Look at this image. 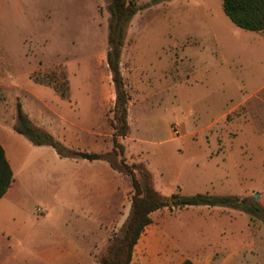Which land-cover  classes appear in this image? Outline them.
I'll use <instances>...</instances> for the list:
<instances>
[{
	"label": "rangeland",
	"instance_id": "rangeland-1",
	"mask_svg": "<svg viewBox=\"0 0 264 264\" xmlns=\"http://www.w3.org/2000/svg\"><path fill=\"white\" fill-rule=\"evenodd\" d=\"M134 1L148 6L131 20L122 50L130 133L118 140V161L142 164L162 195L253 198L262 210L260 217L223 207L163 210L153 216L162 243L136 262L179 264L214 253L230 264H264V32L235 26L222 0ZM107 6L0 0V143L14 173L0 207V264H69L52 255L44 262L39 252L79 230L90 245L78 264H99L128 218L131 179L79 157L114 150ZM39 72H64L70 99L34 83ZM18 102L71 158L14 131ZM106 201L108 220L103 213L79 228L80 208Z\"/></svg>",
	"mask_w": 264,
	"mask_h": 264
},
{
	"label": "trees",
	"instance_id": "trees-1",
	"mask_svg": "<svg viewBox=\"0 0 264 264\" xmlns=\"http://www.w3.org/2000/svg\"><path fill=\"white\" fill-rule=\"evenodd\" d=\"M158 0H155L156 2ZM148 5H140L134 0H108V51L106 62L115 89V101L110 125L113 130L114 150L105 154H90V161H104L110 167L131 179L133 194L128 218L121 233L108 243L99 264H131L134 248L145 229L152 224L151 215L162 209L176 210L190 207H223L260 217L262 210L253 198L237 196H211L204 194L183 195L179 189L170 196L160 194L153 186L149 171L142 164L128 165L124 158V148L118 142L130 133L128 109L130 97L126 90L121 56L128 26L133 17ZM225 15L240 29L264 32V0H222ZM36 84L52 88L63 100L70 99V88L64 72L37 73L32 75ZM14 131L24 136L34 146H49L61 158H71L72 152L51 134L34 127L25 115L20 102L16 105ZM14 183V173L7 159L5 149L0 144V200ZM182 264H195L185 259Z\"/></svg>",
	"mask_w": 264,
	"mask_h": 264
},
{
	"label": "crops",
	"instance_id": "crops-1",
	"mask_svg": "<svg viewBox=\"0 0 264 264\" xmlns=\"http://www.w3.org/2000/svg\"><path fill=\"white\" fill-rule=\"evenodd\" d=\"M15 124H16V116L14 119V126H15ZM0 141H1V138H0ZM7 159H8V157H7ZM60 159H62V158L60 157ZM63 159H68V158H63ZM8 161H9V159H8ZM74 161H76V163H77L78 160H74ZM81 162L84 163L83 161H81ZM92 162H95V161H92ZM82 165H84V164H82ZM150 175H151V173H150ZM11 188H12V186H11ZM11 188L7 192V194H6L7 196L5 195L6 199L9 198L10 193H12ZM110 195L111 194L107 191V193L104 194V198H109ZM2 199L0 200V202H1L0 207L2 206V202H3ZM190 208H201V207H190ZM96 209L97 210H95V206H93L92 204H91V206L87 205V206H83L82 208H80V210L78 211L80 214L78 218H80L82 220H81V223H78L79 228H82L83 223H87L88 221L93 222L96 217L103 215V213H105V217L102 216V220L103 219L108 220V218H109L108 213L111 210L109 201H106V203L103 205L96 206ZM183 209H189V208H183ZM163 210H169V209H162V210H159L157 212H154L151 215L152 224L148 227L154 226L155 229H154V231H151L149 233V235L144 237V233L146 232V229L148 227L145 229L143 235L141 236L140 240L138 241L137 245L134 248L131 264H138V262H136V261H141L140 260L141 256L144 257L147 253L149 255H151V250H153L154 248H158V246L162 243L164 234L162 233L163 234L162 235L161 233H159L160 231H158V222H157V220L153 219V216L156 215L157 213H160ZM178 210H182V209H178ZM83 235H84V238H82ZM82 241H84V242H82ZM88 242H89V244H88ZM82 243H83V245H82ZM87 245H90V241L87 238V231L86 230H79V231L74 232L72 234V236L67 235V234L64 235L61 242L58 245H55V246H52L50 248H46V249L41 250L39 252V256L41 257L42 261H44V262H46V260H47V257H46L47 255H50V256L52 255L54 257V259H58L61 262H71L69 264H78L79 261H86L89 257ZM165 256L166 255L164 254L161 258L164 259ZM218 256L219 255H216L214 253H207L204 256L200 257L199 259L198 258L192 259L189 257H183L181 259V261L179 262V264H182V262L185 259H190L195 264H230V262L233 260V258H230L229 256H225V258L223 257L221 259H219L220 257H218ZM158 259L156 261H154L153 263L154 264H163V262L165 261V260H158Z\"/></svg>",
	"mask_w": 264,
	"mask_h": 264
},
{
	"label": "water",
	"instance_id": "water-1",
	"mask_svg": "<svg viewBox=\"0 0 264 264\" xmlns=\"http://www.w3.org/2000/svg\"><path fill=\"white\" fill-rule=\"evenodd\" d=\"M72 155H73V154H72ZM79 157H80L81 159H83V160H87V161L90 160V155L87 154V153H80V154H79Z\"/></svg>",
	"mask_w": 264,
	"mask_h": 264
}]
</instances>
